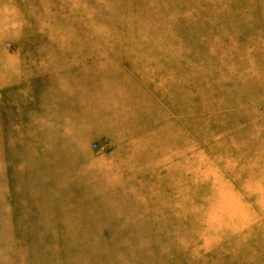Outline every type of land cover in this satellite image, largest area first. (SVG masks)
<instances>
[{
  "label": "rangeland",
  "instance_id": "374dc122",
  "mask_svg": "<svg viewBox=\"0 0 264 264\" xmlns=\"http://www.w3.org/2000/svg\"><path fill=\"white\" fill-rule=\"evenodd\" d=\"M2 114L0 264H264V0H0Z\"/></svg>",
  "mask_w": 264,
  "mask_h": 264
},
{
  "label": "crops",
  "instance_id": "0c3cea01",
  "mask_svg": "<svg viewBox=\"0 0 264 264\" xmlns=\"http://www.w3.org/2000/svg\"><path fill=\"white\" fill-rule=\"evenodd\" d=\"M9 82H11V81H8V82H6L4 85H2V86H6V87H8L9 85H11V84H8ZM27 82H29V83H31V90L30 91H34L35 93H38L39 92V86H40V78H39V76H32V77H30L29 79H28V81ZM25 83H26V81L24 82V81H22V82H17V84L19 85V87H16V89L17 90H20L21 91V87L23 86V85H25ZM8 88H10V87H8ZM19 105V102L17 101V104H16V107H15V109H16V114L14 115V114H12V113H10L9 115L7 114V117H9V118H11V117H16L17 118V116H18V112H17V110H18V107H19V111H20V106H18ZM4 107L2 106V109H3ZM25 102L23 103V106H22V112H21V114L22 115H25ZM17 115V116H16ZM1 118H3L4 117V114H2L1 116H0Z\"/></svg>",
  "mask_w": 264,
  "mask_h": 264
},
{
  "label": "bare ground",
  "instance_id": "6f19581e",
  "mask_svg": "<svg viewBox=\"0 0 264 264\" xmlns=\"http://www.w3.org/2000/svg\"><path fill=\"white\" fill-rule=\"evenodd\" d=\"M246 219V218H245Z\"/></svg>",
  "mask_w": 264,
  "mask_h": 264
}]
</instances>
